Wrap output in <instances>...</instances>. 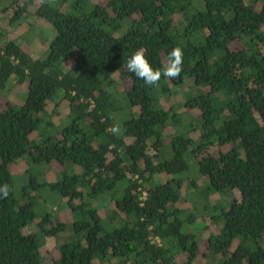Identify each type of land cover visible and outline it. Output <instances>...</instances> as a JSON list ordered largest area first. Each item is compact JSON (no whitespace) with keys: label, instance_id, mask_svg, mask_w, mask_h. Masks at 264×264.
Instances as JSON below:
<instances>
[{"label":"trees","instance_id":"16d2710c","mask_svg":"<svg viewBox=\"0 0 264 264\" xmlns=\"http://www.w3.org/2000/svg\"><path fill=\"white\" fill-rule=\"evenodd\" d=\"M0 17L54 32L33 57L0 27V89L26 84L21 106L0 109V264H46L49 238L52 264H264V0H0ZM173 48L175 79L148 86L127 69L138 50L164 69ZM186 81L184 100L162 106ZM49 102L66 103L64 125ZM176 106L196 108L195 123ZM206 214L217 230L202 249L191 227Z\"/></svg>","mask_w":264,"mask_h":264},{"label":"rangeland","instance_id":"374dc122","mask_svg":"<svg viewBox=\"0 0 264 264\" xmlns=\"http://www.w3.org/2000/svg\"><path fill=\"white\" fill-rule=\"evenodd\" d=\"M96 3H105L106 0H91ZM37 3L38 0H35ZM0 27L6 30V37L8 39H14L17 41H20L23 45V47L27 50V52L33 56V57H41L43 54L47 51V46L52 38V35L54 32L52 31V27L44 23L42 21H36L33 19V17H29L23 24L17 25L15 27H8L7 25V17H0ZM70 61L64 62L63 67L68 68L70 66ZM23 84H14V81L12 78L9 79V81L6 83V85L0 89V109H2L6 102L13 104L16 107L21 106V104L24 101L25 93H26V84L25 89ZM116 87L118 89H127L129 87V83L127 80L124 81H118L116 84ZM192 84L190 81H186L184 85L181 86V89L178 92H174L172 95L169 96L168 99H161V105L165 108H169L170 106L182 102L184 100V97L186 94H188L192 88ZM174 112L180 115L181 122H186L189 124L195 123V117L198 116V110L196 108H191L186 110L183 106H176L174 108ZM46 113L50 114L51 121L54 125H59L60 122L64 119L66 113H67V107L66 103L62 102L59 104L57 108L54 107L53 103L49 102L47 105V108L45 110ZM67 120L65 119L63 122H61L62 125L65 124ZM60 124V125H61ZM61 125V126H62ZM181 131V129H180ZM172 132L168 129L165 130V136H168ZM190 136L195 138L194 132H189ZM37 134V132H36ZM35 134V135H36ZM168 138V137H167ZM167 140V139H165ZM219 150V147L213 146L211 149L212 154H216ZM26 169L25 162L21 161L15 165L12 166V172H13V180H14V188L16 193L20 191V188L22 187V184L24 182H27V177L22 178L21 174ZM57 168L55 166L52 167V171H50V178H53L55 174L57 173ZM20 174V175H19ZM200 183V182H199ZM186 199L181 200L178 202V206L183 209H190L193 205V202L191 201L190 197L186 196L185 193L183 194ZM210 202L212 205L222 203V198L214 194L210 197ZM103 203V202H102ZM49 205V204H46ZM53 209V207H52ZM102 213V208H100ZM57 212V217L60 221L69 222L71 221V214L67 209H59ZM103 214V213H102ZM207 214L205 216H197L195 223L192 225L191 230L194 231L199 237L201 242V248L205 249L206 246V240L210 233H215L217 230V226L210 221ZM202 229V230H201ZM43 261L46 264H52L53 260L57 259L58 252L56 250L55 242L53 238H49L46 240L43 249ZM198 263L199 264H206V261L202 257H198Z\"/></svg>","mask_w":264,"mask_h":264},{"label":"clouds","instance_id":"9594fccd","mask_svg":"<svg viewBox=\"0 0 264 264\" xmlns=\"http://www.w3.org/2000/svg\"><path fill=\"white\" fill-rule=\"evenodd\" d=\"M183 52L180 48H173L167 59V67L164 69L154 68L146 58L143 51L132 53L127 60V69L133 73L136 78L143 81L145 85L157 86L164 75L170 79L178 77L182 71ZM116 131V129H113ZM9 195V186L0 184V199H6Z\"/></svg>","mask_w":264,"mask_h":264},{"label":"built area","instance_id":"2783aa9c","mask_svg":"<svg viewBox=\"0 0 264 264\" xmlns=\"http://www.w3.org/2000/svg\"><path fill=\"white\" fill-rule=\"evenodd\" d=\"M144 195V194H143Z\"/></svg>","mask_w":264,"mask_h":264}]
</instances>
